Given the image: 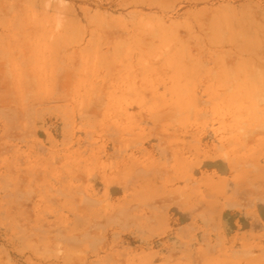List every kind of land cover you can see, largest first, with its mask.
<instances>
[{
    "label": "rangeland",
    "instance_id": "1",
    "mask_svg": "<svg viewBox=\"0 0 264 264\" xmlns=\"http://www.w3.org/2000/svg\"><path fill=\"white\" fill-rule=\"evenodd\" d=\"M263 89L264 0H0V264L264 258Z\"/></svg>",
    "mask_w": 264,
    "mask_h": 264
},
{
    "label": "crops",
    "instance_id": "2",
    "mask_svg": "<svg viewBox=\"0 0 264 264\" xmlns=\"http://www.w3.org/2000/svg\"><path fill=\"white\" fill-rule=\"evenodd\" d=\"M192 1L195 4V3H200V2L207 3V2H210L212 0H192ZM212 9H215V8H213V7L212 8H207L208 12H206L204 15L202 14L203 19L205 18L204 19V23H205V20L207 21V24H205L206 26H209L208 22L209 23L211 22V19H210L211 15H212L211 12L214 13V11H215V10H212ZM216 13L214 15H217ZM247 22H251V21H247ZM216 27H217V25H214V28H216ZM240 27H241V25H239V29H240ZM226 29H228V27ZM210 31H211L210 33L213 34V30L211 29ZM228 32L229 33H228L227 37H229L231 35V29L230 28L228 29ZM214 35H212V36L216 37ZM229 38L232 39L231 36ZM225 41H227V40L225 39ZM229 262L231 264H264V258H256V259L252 258V259H247V260H245V259H232V260H229Z\"/></svg>",
    "mask_w": 264,
    "mask_h": 264
},
{
    "label": "bare ground",
    "instance_id": "3",
    "mask_svg": "<svg viewBox=\"0 0 264 264\" xmlns=\"http://www.w3.org/2000/svg\"><path fill=\"white\" fill-rule=\"evenodd\" d=\"M154 3H155V5H156V3H158V2L155 1ZM167 3H168V2H167ZM165 5H166V4H165ZM166 6H167V5H166ZM57 7H58V6H57ZM169 7H170V6H169ZM169 7H168V8H169ZM52 8H53V7H52ZM54 8H55V7H54ZM58 8H59V7H58ZM56 10H57V9H56ZM228 10H229V9H228ZM220 11L223 12V10H220ZM223 15H224V19H225V18H228V17H226V16H227V13H226V15L223 13ZM53 16H55V14H54ZM58 17H59V16H58ZM216 17L218 18V16H216ZM58 19H59V18H58ZM225 20H226V19H225ZM225 20H224V21H225ZM219 22H220V19H219ZM225 22H227V21H225ZM221 23H222V22H221ZM222 25H223V24H222ZM227 26H228V25H227ZM229 27H230V26H229ZM229 27H228V28H229ZM167 29H169V27H168ZM223 29H224V28H223ZM214 31H216V28H215ZM214 31H213V34H212V35L215 34L214 36H218V35H217V32L214 33ZM221 34H222V33H221ZM223 34H224V33H223ZM157 35H158V34H157ZM157 35H156V36H157ZM219 35H220V34H219ZM221 36H222V35H221ZM230 36L232 37V35H230ZM230 36H229V37H230ZM218 37H220V36H218ZM222 37H223V40H224V35H223ZM229 37H227V38L230 39ZM256 37H257V36H256ZM215 38H216V37H215ZM232 38H234V35H233ZM253 38H254V37H253ZM155 39H156V38H155ZM216 39H218V38H216ZM219 39H220V38H219ZM225 39H226V38H225ZM252 40H253V39H252ZM140 42H141V41H140ZM173 43H174V42H173ZM150 44H151V43H150ZM120 45H121V44H120ZM125 48H126V47H124V49H125ZM121 49H122V48H121ZM125 50H126V49H125ZM117 51H120V50H117ZM123 51H124V50H123ZM175 53H176V52H175ZM118 56H119V54H118ZM170 58H171V57H170ZM172 59H173V58H172ZM253 65H254V64H253ZM254 71H255V70H254ZM258 71H259V70H258ZM246 72H247V71H246ZM230 73H231V72H230ZM232 73H233V71H232ZM236 73H237V72H236ZM241 74H242V73H241ZM258 74H261V73H258ZM258 74H257V76H258ZM243 75H245V74L243 73V74H242V77H243ZM255 75H256V74H255ZM228 76H229V75H228ZM239 76H240V74H239ZM246 76H247V75H246ZM230 77H231V76H230ZM240 77H241V76H240ZM248 77H249V76H248ZM254 77H255V76H254ZM226 78H228V77H226ZM234 78H236V77L234 76ZM244 78H245V76H244ZM252 78H253V77H252ZM259 78H260V77H259ZM230 79H232V78H230ZM237 79H238V78H237ZM240 79L242 80V81H240V82H244V80H243L242 78H240ZM253 79H254V78H253ZM257 79H258V78H257ZM226 80H227V79H226ZM235 80H236V79H235ZM235 80H234V82H236ZM227 81H228V80H227ZM250 81H251V80H250ZM250 81H249V82H250ZM254 81H255V80H254ZM260 81H262L261 78H260ZM246 82H247V81H246ZM227 83H228V82H227ZM255 83H257V81H256ZM258 83H259V79H258ZM258 83H257V84H258ZM230 84H231V83H230ZM244 84H245V83H244ZM228 85H229V84H228ZM237 85H238V86H236L237 89H238V87H242V86H239L240 84H237ZM241 85H242V84H241ZM246 85H247V83H246ZM225 86H226V85H225ZM234 86H235V84H234ZM226 87H228V86H226ZM236 87H235V88H236ZM261 87H262V85H261ZM228 88H229V87H228ZM239 89L242 90V88H239ZM248 89H249V88H248ZM257 89H258V88H257ZM246 90H247V89H246ZM255 90H256V89H255ZM263 90H264V89H263Z\"/></svg>",
    "mask_w": 264,
    "mask_h": 264
}]
</instances>
